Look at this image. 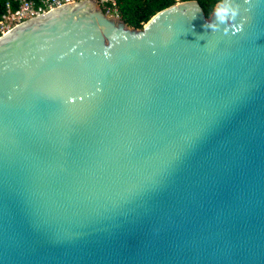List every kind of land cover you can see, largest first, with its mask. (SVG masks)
Instances as JSON below:
<instances>
[{"label":"water","instance_id":"1","mask_svg":"<svg viewBox=\"0 0 264 264\" xmlns=\"http://www.w3.org/2000/svg\"><path fill=\"white\" fill-rule=\"evenodd\" d=\"M228 3L0 39V264H264V0Z\"/></svg>","mask_w":264,"mask_h":264},{"label":"built area","instance_id":"2","mask_svg":"<svg viewBox=\"0 0 264 264\" xmlns=\"http://www.w3.org/2000/svg\"><path fill=\"white\" fill-rule=\"evenodd\" d=\"M82 0H13L8 1L0 15V39L22 23L66 4ZM106 16L121 18L118 0H93Z\"/></svg>","mask_w":264,"mask_h":264},{"label":"trees","instance_id":"3","mask_svg":"<svg viewBox=\"0 0 264 264\" xmlns=\"http://www.w3.org/2000/svg\"><path fill=\"white\" fill-rule=\"evenodd\" d=\"M8 1L12 2L13 0H0V15L5 11V6ZM184 1L189 0H118V5L121 12V19L130 27L142 29L155 14L178 2ZM197 1H199L207 17H209L215 5L221 0Z\"/></svg>","mask_w":264,"mask_h":264},{"label":"clouds","instance_id":"4","mask_svg":"<svg viewBox=\"0 0 264 264\" xmlns=\"http://www.w3.org/2000/svg\"><path fill=\"white\" fill-rule=\"evenodd\" d=\"M213 14H214V19L212 20V22L210 23L208 22L205 25V27L215 31L218 30L221 25L230 24L231 21L234 20L235 17L237 16L238 9L230 6L228 0H221V2L215 5ZM224 31L227 32L228 28L225 27Z\"/></svg>","mask_w":264,"mask_h":264}]
</instances>
